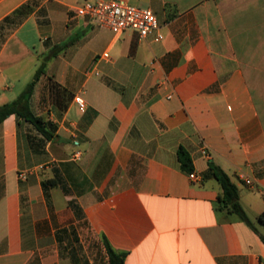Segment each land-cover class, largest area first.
Wrapping results in <instances>:
<instances>
[{
	"label": "crops",
	"instance_id": "obj_1",
	"mask_svg": "<svg viewBox=\"0 0 264 264\" xmlns=\"http://www.w3.org/2000/svg\"><path fill=\"white\" fill-rule=\"evenodd\" d=\"M29 1L0 0V105L43 62L29 107L53 136L0 123V264H109L104 238L125 264H264V0H126L155 13L159 41L97 28L74 12L85 0L3 23ZM209 162L253 228L215 209ZM57 176L66 190L43 186Z\"/></svg>",
	"mask_w": 264,
	"mask_h": 264
},
{
	"label": "trees",
	"instance_id": "obj_2",
	"mask_svg": "<svg viewBox=\"0 0 264 264\" xmlns=\"http://www.w3.org/2000/svg\"><path fill=\"white\" fill-rule=\"evenodd\" d=\"M35 6H37L35 0H30L29 2H27V4H25V6H23V8L15 11V14H13L16 16L15 18L7 16L3 20V23H19L22 17H25L29 13V11L32 10V7ZM39 12L44 13V9L40 8ZM68 44L69 42H65L61 45L55 46L53 48V53L61 51ZM43 70L44 63L42 62L37 68L33 80L26 86L22 94L17 99L0 105V123L3 122L8 116L15 115L17 118L30 123L37 132L43 135L46 140H49L53 136V133L50 130L51 123L45 121L41 116L34 114L29 107V98L33 91V87ZM177 157L180 163V168L183 171L188 173L193 171L191 158L188 152L183 147L178 148ZM203 177H213L221 187V192L219 193L215 202V209L217 211L224 212L226 215L235 216L237 219L247 223L251 228H253L251 220L247 216L243 206L239 201L238 188L230 180L229 176L219 166L215 165L213 162H209L208 170L203 173ZM42 184L45 187L47 185H60L64 190H66L63 184V180L58 176L50 180H43ZM71 205L74 210L77 211V213H81L76 204L71 202ZM258 220L264 224V214H261L258 217ZM262 240L264 241L263 237ZM104 244L108 255L109 264H125L124 260L126 252L115 250L106 240V238H104Z\"/></svg>",
	"mask_w": 264,
	"mask_h": 264
},
{
	"label": "built area",
	"instance_id": "obj_3",
	"mask_svg": "<svg viewBox=\"0 0 264 264\" xmlns=\"http://www.w3.org/2000/svg\"><path fill=\"white\" fill-rule=\"evenodd\" d=\"M74 12L77 16L88 18L89 22L98 28L109 29L116 36L126 30H133L140 39L150 35H153L154 41L161 39L155 13L149 8L131 5L126 0H85L74 7ZM100 57L108 59L109 55L104 52ZM90 70L91 68L88 69V71ZM95 73L98 74V72ZM75 102L80 110L86 108V103L82 97L77 96ZM206 152L204 149L203 153ZM76 156H79L78 152ZM41 168H43L42 165L39 166V169ZM28 173L29 171L20 172L18 177L24 180ZM188 176L192 180L198 178L194 171L189 172ZM246 183L249 184L250 180H246Z\"/></svg>",
	"mask_w": 264,
	"mask_h": 264
},
{
	"label": "rangeland",
	"instance_id": "obj_4",
	"mask_svg": "<svg viewBox=\"0 0 264 264\" xmlns=\"http://www.w3.org/2000/svg\"><path fill=\"white\" fill-rule=\"evenodd\" d=\"M30 137H31L32 140H34V137L33 136H30ZM73 217H74V219H77L78 218L77 212L74 211Z\"/></svg>",
	"mask_w": 264,
	"mask_h": 264
}]
</instances>
